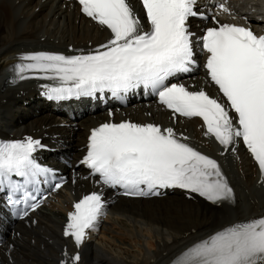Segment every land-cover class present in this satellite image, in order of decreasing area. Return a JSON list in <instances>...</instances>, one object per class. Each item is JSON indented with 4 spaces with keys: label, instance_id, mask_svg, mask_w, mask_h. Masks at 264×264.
<instances>
[{
    "label": "snow or ice",
    "instance_id": "6c2138e0",
    "mask_svg": "<svg viewBox=\"0 0 264 264\" xmlns=\"http://www.w3.org/2000/svg\"><path fill=\"white\" fill-rule=\"evenodd\" d=\"M78 3L85 16L109 30L107 43L77 55L22 54L13 69L19 79L52 81L42 85L43 94L55 100L105 92L120 98L143 87L174 116L200 118L205 136L214 137L225 149L242 140L264 178V35L243 26L220 24L213 17L218 26L207 27L199 37L206 54L204 68L224 98L221 103L204 90L189 91L183 84L166 83L191 71L194 63L195 34L189 20L198 15L207 19L197 12V0H141L150 26L147 31L127 0ZM219 7L230 14L224 4ZM186 139L171 127L151 123H103L91 130L81 163L99 183L120 187L124 195H159L160 189H183L213 204L234 203V191L217 161L182 142ZM40 147V141L31 137L0 141V192L7 188L9 203H23L32 210L40 206V202L29 203L35 200L29 186L38 185L40 177L52 172L34 158ZM17 193L20 198L13 199ZM27 214L25 210L23 215ZM103 214L99 193L83 196L67 214L63 235L79 247ZM79 259L78 254L71 258L73 264ZM172 264H264V217L216 231L188 247Z\"/></svg>",
    "mask_w": 264,
    "mask_h": 264
},
{
    "label": "bare ground",
    "instance_id": "6f19581e",
    "mask_svg": "<svg viewBox=\"0 0 264 264\" xmlns=\"http://www.w3.org/2000/svg\"><path fill=\"white\" fill-rule=\"evenodd\" d=\"M49 1L0 0V109L7 114L0 116V126L6 123L17 126L18 121L24 123L26 130L39 128L41 131V126H45L48 132L58 134L59 152L71 157L74 163L78 159L76 156L78 148L82 145L81 139L94 123V118L86 116L66 119L64 121L69 125L60 127L58 125L60 118L54 120L49 117L48 104L36 97L31 81L17 86L25 92V95L19 97L15 96L17 87L3 88L7 65L12 61L14 54L21 50L41 47L61 49L66 41L75 45L88 42L92 46L108 38L105 29L89 24L87 19L78 14L77 9L69 13L59 9V2ZM127 2L134 12L138 11L134 0ZM250 20H253L252 17ZM67 30L72 33H68ZM202 77L203 75H200L197 78L195 83L197 87L204 85ZM25 97V102L20 106V102ZM3 98H6V104H2ZM144 110L147 116L138 109L134 117L141 121L153 119L162 126H169L176 134H186L189 137L188 142L197 149L208 155L216 154L217 149L211 138L201 135L202 130L197 129L198 119H178L174 124L168 117H164L166 112H152L151 107ZM226 160L229 162L230 177L240 192L238 205L211 209L200 206L198 199L184 198L178 191L162 199L118 198L110 206L111 223H104L99 231L100 234L105 233V236L84 239L80 245L82 259L77 264H166L192 242L226 223L263 212L264 200L257 192H253L255 186L247 160L244 159L242 163L241 159L237 164H234L229 157H226ZM239 168H245L248 174L246 181L238 172ZM254 176H257L256 171L253 173ZM88 186L85 181H77L69 188L71 192L74 191V195H78ZM57 195L59 198L57 206L44 207L40 212L38 210V220L33 226L18 229L20 234L15 241L10 235L11 246L7 247L4 253L0 251V264H58L61 259L72 257L75 247L70 243L73 242L69 238L63 239L60 236L64 230V215L71 197L61 191ZM113 214L124 219L117 217L113 220ZM15 230V228L7 229L9 234ZM116 232L121 236L112 235ZM106 237L109 240H105ZM123 238L125 241L127 238L128 241H123ZM65 244L68 245L67 255H63Z\"/></svg>",
    "mask_w": 264,
    "mask_h": 264
},
{
    "label": "rangeland",
    "instance_id": "374dc122",
    "mask_svg": "<svg viewBox=\"0 0 264 264\" xmlns=\"http://www.w3.org/2000/svg\"><path fill=\"white\" fill-rule=\"evenodd\" d=\"M111 219H112V218H111ZM113 220H116V219H114V217H113ZM195 230H196V229H195ZM123 237H124V236H123ZM124 239H125V238H123L122 240L125 241ZM128 239H129V238H128ZM126 241H128L127 238H126ZM126 241H125V242H126Z\"/></svg>",
    "mask_w": 264,
    "mask_h": 264
}]
</instances>
